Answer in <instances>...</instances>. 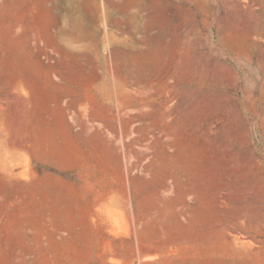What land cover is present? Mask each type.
<instances>
[{"label":"rangeland","instance_id":"obj_1","mask_svg":"<svg viewBox=\"0 0 264 264\" xmlns=\"http://www.w3.org/2000/svg\"><path fill=\"white\" fill-rule=\"evenodd\" d=\"M0 264H264V0H0Z\"/></svg>","mask_w":264,"mask_h":264},{"label":"bare ground","instance_id":"obj_2","mask_svg":"<svg viewBox=\"0 0 264 264\" xmlns=\"http://www.w3.org/2000/svg\"><path fill=\"white\" fill-rule=\"evenodd\" d=\"M226 5V4H225ZM132 105H135L136 107H142L144 105L143 102H139V103H133ZM248 215V214H247ZM250 218V217H249Z\"/></svg>","mask_w":264,"mask_h":264}]
</instances>
